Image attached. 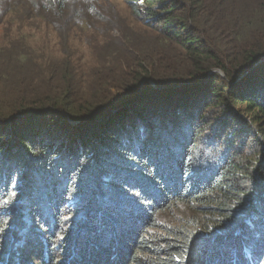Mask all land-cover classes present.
I'll use <instances>...</instances> for the list:
<instances>
[{
  "label": "trees",
  "instance_id": "trees-1",
  "mask_svg": "<svg viewBox=\"0 0 264 264\" xmlns=\"http://www.w3.org/2000/svg\"><path fill=\"white\" fill-rule=\"evenodd\" d=\"M92 1L0 0V264L41 244L38 264L60 245L71 264H264V0H118L139 26L114 9L121 40L87 71L57 30L82 33ZM98 85L117 86L96 106ZM44 116L61 125L30 128Z\"/></svg>",
  "mask_w": 264,
  "mask_h": 264
},
{
  "label": "rangeland",
  "instance_id": "rangeland-1",
  "mask_svg": "<svg viewBox=\"0 0 264 264\" xmlns=\"http://www.w3.org/2000/svg\"><path fill=\"white\" fill-rule=\"evenodd\" d=\"M3 3V1L1 2ZM92 6L96 9L95 10V14H97L96 16L93 17V20L86 24V28L84 30H82V33L79 34V31H81L82 27L84 26V24H81V22H76V23H71L69 26H64V27H60L57 31L58 33H61L63 35H68L71 31H75V37L70 40L72 41L75 46H73V50H70L68 48L69 45L65 48L61 47L62 49H60L61 51H63L64 53L69 54L70 57H72V59H74L75 61H78V63L81 66H87V71H92V69L96 68V60L97 57L99 55H105L108 53H112L114 50H110L111 47H109V43L119 39L117 32L114 31V27L116 26L117 21H119V19H116L115 14H114V9L116 10H121V12L123 14L127 15L128 20L134 24V26L138 27L139 24L136 23V21L134 19L131 18V10L127 7V6H123L120 1L118 0H93L92 1ZM102 12H105L106 14H110L111 17V22L107 23V27H104V24L102 23L101 19H99V16ZM29 24H37L40 25L39 30L40 32H38L37 34L35 32H30L29 29H23V32L25 35H30V39L33 42V44H37V41H39L43 46L45 45V43L48 40L57 38V33L54 32V29L52 28L53 32H47L46 30L42 29L45 28L44 25L48 26V24H43V23H32V22H27ZM127 30H129L127 28ZM4 31V28L0 29V33ZM83 31H87V33H84ZM5 34V33H4ZM2 36V35H1ZM70 41L68 42V44L70 43ZM71 42V43H72ZM144 43H146L144 41ZM29 50V49H26ZM117 85H112L109 87H103L102 85H98V89L92 92H87L85 90V98L86 99H94L95 101H97L95 103V105L97 106L98 104H100L101 102L104 101V99H108L110 98L113 93L115 92L114 87ZM155 86V85H154ZM153 86V87H154ZM109 95V96H108ZM56 97L55 94L50 95L47 98H54ZM167 103L169 105H162L160 107H158L157 109L160 110V114H161V119L162 120H166L169 115L170 112L172 111V95L168 96L167 98ZM77 104H79L80 106H84V101L78 97L77 100ZM153 108V105L150 103H147V109L150 110ZM91 110V109H89ZM68 110H66L67 112ZM70 113V112H69ZM45 117V118H44ZM43 119H41L40 121L36 122V126H34L33 122H29L30 123V128L35 131L41 130L43 126L46 127L47 124H52L54 126L58 125L61 122H57L55 120H51L52 118H54L53 116H44ZM58 118V117H57ZM118 118H121V116H119ZM116 118L115 122H119L121 119ZM153 120V130H155V132H157L158 134H160L159 132V127L158 124L156 123L157 118L152 119ZM67 122V121H66ZM10 124V123H14V121L10 120L9 122H5L4 124ZM68 123L69 124H74L73 121L68 119ZM61 125V124H60ZM58 125V126H60ZM161 129L162 128H166L165 124L162 125L160 124ZM32 130V132H34ZM120 131V130H119ZM103 134L104 132L100 133L99 132V138H101L102 140H105L106 138H103ZM57 136H52L50 137L47 141H53ZM98 138V139H99ZM18 148V152L19 153H24L27 154V152L25 151V147L24 146H19L16 142L13 144ZM170 186L167 185V188H165L164 190L168 189ZM64 216V219L62 220L63 224V230L65 232L66 235H68L69 231L72 230V225L70 226L69 224L72 222H69L68 225H65V222L71 221V219H73V217H70V215L66 214L65 212H63L62 214ZM134 218H136L135 214H132ZM147 219L144 218V221H146ZM121 224V222L119 223V225ZM113 230H116V228H113ZM89 234V232L81 235L79 234V236H85L84 239V248L81 251V254L83 253L84 250H86L87 248V240L86 238L88 237L87 235ZM94 238V237H93ZM63 239H58L54 244H59ZM1 243H0V250H1ZM42 248L41 250H27V249H22L20 251L19 254V261L17 262V264H38L40 261H44L47 253H46V248L44 244H41ZM65 251H67L66 248H64L63 245H60V247H58L56 249V252L54 253V258L51 259V262L49 264H66L69 260L70 264L73 263V261L71 260V258L69 259V257L71 256V253L69 254H65ZM13 252H11V254H8V257L13 256L12 254ZM38 254V255H37ZM125 254V252H124ZM67 256L65 259L64 257ZM13 258V257H12ZM11 258V259H12ZM83 258L84 260L82 262H80L79 264H91L89 258H87L86 254H83ZM62 259H64V261H62ZM123 262V259H119L117 261V264H121ZM95 264H100V263H95ZM103 264V263H101Z\"/></svg>",
  "mask_w": 264,
  "mask_h": 264
},
{
  "label": "snow or ice",
  "instance_id": "snow-or-ice-1",
  "mask_svg": "<svg viewBox=\"0 0 264 264\" xmlns=\"http://www.w3.org/2000/svg\"><path fill=\"white\" fill-rule=\"evenodd\" d=\"M141 2H142V0H141Z\"/></svg>",
  "mask_w": 264,
  "mask_h": 264
},
{
  "label": "water",
  "instance_id": "water-1",
  "mask_svg": "<svg viewBox=\"0 0 264 264\" xmlns=\"http://www.w3.org/2000/svg\"><path fill=\"white\" fill-rule=\"evenodd\" d=\"M154 85V84H153Z\"/></svg>",
  "mask_w": 264,
  "mask_h": 264
}]
</instances>
